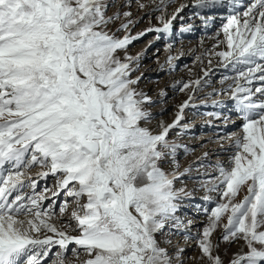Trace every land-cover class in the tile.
<instances>
[{
  "label": "rangeland",
  "instance_id": "1",
  "mask_svg": "<svg viewBox=\"0 0 264 264\" xmlns=\"http://www.w3.org/2000/svg\"><path fill=\"white\" fill-rule=\"evenodd\" d=\"M80 1L0 6V59L10 64L7 71L0 61V227L10 235H64L58 223L66 217L80 233L96 216L101 231L110 227L125 238L124 252L105 255L107 264H155V246L165 264H233L236 253L235 264H264V199L250 202L264 178L263 134L252 153L245 148L254 137L247 124L264 114V96H256V85L233 96L239 82L228 79L229 69L202 77L224 49L222 38L208 40L222 26L218 19L189 36L183 29L199 25L200 13L179 8L178 0L137 21L131 14L139 0ZM93 46L109 48L101 68L86 58ZM18 70L36 76L35 85L2 79ZM199 76L205 84L197 86ZM210 148L209 156H193ZM83 158L94 160L90 171L66 183ZM244 171L250 174L241 189L236 176ZM20 199L26 207L17 213ZM152 224L159 227L154 235ZM53 238L40 250H22L27 241L10 239L0 244V264H94L77 237H68L67 247ZM186 245L191 251L178 256L174 247Z\"/></svg>",
  "mask_w": 264,
  "mask_h": 264
},
{
  "label": "bare ground",
  "instance_id": "2",
  "mask_svg": "<svg viewBox=\"0 0 264 264\" xmlns=\"http://www.w3.org/2000/svg\"><path fill=\"white\" fill-rule=\"evenodd\" d=\"M132 1L133 0H123V3L122 1H120L119 4L122 3L124 5ZM174 1L175 0H155L154 3H151L149 2V0H139L135 6V10H133V14H131V17L135 18V20L137 21V19L142 18V14L145 15L146 12H149L151 15H153L159 11L160 7L163 6L164 3H165V6H167L169 5L168 3L174 2ZM80 2H81L80 7L87 4V0H81ZM4 3H6V0H0V6L1 4H4ZM182 5L183 6L187 5L186 6L187 8L189 6H190L189 8L192 7L191 10L195 8L200 13V17H198L197 19L198 20L197 23H200L199 25L192 23L190 25L188 24L187 27H185L184 29L182 28L183 31L186 32V34H189V36H192L193 34H195V32L190 33L191 29H199V30L204 31V26H205L204 22L208 18L212 21H215V19H218V25H222L221 27H218L217 31L215 30L216 32L214 35L212 34V36L211 35L209 36L208 40H213L214 37L222 38L221 45L223 44L222 46L224 49L223 50L221 49V51L218 54V57L215 56V59H213L212 61L208 63V65L206 66V70L204 69L202 72V77L207 76V75L210 76L212 72H214L213 73L214 75H218L220 74V71L222 70L227 71L229 69V72L234 73V75H230L228 79L230 80H232V78L234 80L237 79L239 82V85H237V87L233 89V93H231L233 94V96H236L239 94H245L244 92H251L252 89L254 88V85L258 87L256 90L257 94L255 93L256 96H259V95L264 96V0H195L193 2L192 0H178V2L176 3V6H179L180 8ZM179 8H177L174 11V13L171 15V18L167 20L168 25L166 24L165 26L166 28H169L173 25L171 24V21H173L174 15L179 10ZM213 11L214 12L217 11L216 13H218V15H213V16L210 15V17H207L204 14L203 15L201 14V13H207V12H213ZM183 20H185V18ZM175 21H178V19H176ZM261 25L262 27L260 29L259 26ZM204 44L207 45L208 42L206 41L204 42ZM194 49L195 48L193 46L191 47V49H188L187 51L189 52V54H192ZM108 50H109L108 47L93 46L89 50V52H87L86 58L88 60H93L95 62L94 65L96 66V68H101L104 65H106V63L108 62V60L105 61L104 59V56L107 54ZM184 51L185 50L182 49L179 53L183 54ZM0 61L5 62V70L8 71L9 70L8 68L10 67L9 61L5 60L4 58H1ZM257 61H259L260 63ZM202 77L200 76L196 77L193 84L197 86L201 84H205V82L202 80ZM2 79L6 82H14L17 86L26 85L28 87H32L33 85H35V82H36V76H33L31 74L30 75L26 74L19 70L14 71L8 75H5ZM259 83H263V84H259ZM219 88L222 89L224 87H219ZM127 90L128 89L125 88V91ZM190 95H187V98L184 100V103L182 104L183 109L186 107V105L189 104L188 100L189 98L192 97V96L189 97ZM256 96L255 98H257ZM251 98H254L253 95L251 96ZM259 99H261V97ZM261 100H263V103L261 104L257 103V104L260 107H264V99H261ZM176 118H179V117L177 116ZM177 120L174 119L173 120L174 122L170 123L173 126L171 127L170 130L172 129L174 130L177 127V124H178ZM237 120L238 119H235L234 122H236ZM198 124L199 123H197L195 126L198 127ZM247 126L251 130L254 137L253 139H251L250 142L246 143L245 148L248 151V153H252L253 151L252 147L256 143L257 141L256 139L258 138L259 134L262 133L264 136V114L262 115V117H259L256 120H252L248 122ZM213 150H214L213 148H210L209 151L201 150L200 153L198 154L196 153L193 156L196 157L199 154H202L204 156H209L208 155L209 152ZM174 155L175 153L173 154V156ZM169 160H172V159H169ZM243 161H244L243 156L238 157V160L236 161V165L240 166ZM93 162L94 160L92 159L83 158L81 166H79L78 169L70 172V174L68 175L69 177L65 180L66 183L70 179L75 177L78 174V172L82 173L83 175L89 172L92 166L91 164ZM255 173H258V171H255ZM249 174H250L249 171H244L243 174L236 176L237 181H239L240 183L241 189L242 187L245 186V183H246L247 178L249 177ZM83 185L84 183H82L81 187ZM255 186H256L255 197H253L254 195L252 196V198L250 199L251 203L253 199L257 197H261L264 199V178L263 177L257 178ZM150 187L145 186L143 191L151 192ZM232 187L233 186L231 184V186H229V189H232ZM157 193H160V190L159 192L157 191L152 192L151 197L152 196L154 198L157 197L158 196ZM86 195H87L88 200L91 202L93 195L90 194L89 192L86 193ZM24 200L25 199H20L18 201L15 200L16 202L14 201V203H17V208H16L17 213L19 211H22V209L26 207L23 202ZM263 211L264 210H262V212ZM100 213H101V210L99 209V214ZM248 214L249 213L248 212L246 213L245 211L246 217L248 216ZM59 216H64V214H61ZM13 218L14 217H11V219ZM65 219H67L68 221L63 220L64 221L63 223H58L59 227H63L64 235H58V233L54 232V230L51 229L49 233L44 234L43 236H41L40 234V237H34V236L31 237V236H25V235H21L22 236L21 237L20 235H18V233H14L13 235L12 234L10 235L4 227H0V244H3L6 241L8 244V240L10 239L14 240L16 238L18 239V241L24 239L23 241H27V242L24 244V246H22V250H25V249L26 250H30V249L36 250L38 248L40 250V248L45 249V248H48L50 245H52L54 243L52 241L54 239L53 237L58 236L61 238L60 240L57 241L60 243L61 247H67L69 245V242L67 241L68 237H77L80 240V243H78L79 250H81L82 248L84 249L87 248L93 252V257L90 255L89 260L91 261V263H94V264H107L109 263V260L105 259V255H108L110 257H115L124 252V249L126 247L125 242H124L125 238L118 231L116 230L114 231L110 227H108L106 230L101 231V229L99 228L100 219L97 218L96 216L88 218L87 222L84 223L82 228L80 229V233H76V230L78 229L77 227L75 226L68 227V223L72 221V219L70 220V217H66ZM28 222H31V218L28 219ZM2 225H3V221L0 220V226ZM158 228L159 227L157 225L152 224L150 228L151 229L150 232L152 233L156 232ZM37 238L44 239V240L42 243H40L39 241H36ZM10 248H13V247L5 248V249H10ZM16 248L17 246L14 247V249ZM174 249L177 250V254L179 256L182 250H185L184 255H186L187 252L191 251L192 247L186 245L185 247H181L180 249H176V247H174ZM158 251H160L159 246L158 247L155 246L154 251H153V257H154L155 264H165L166 260L161 258L163 256L160 253H158ZM9 253H11V250L7 254ZM237 254L238 253L235 254V257H233L234 258L233 264L238 263L241 260L240 256ZM15 263L16 262H14V264Z\"/></svg>",
  "mask_w": 264,
  "mask_h": 264
}]
</instances>
